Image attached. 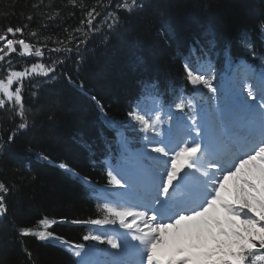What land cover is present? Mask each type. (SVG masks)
<instances>
[{
  "label": "trees",
  "instance_id": "obj_1",
  "mask_svg": "<svg viewBox=\"0 0 264 264\" xmlns=\"http://www.w3.org/2000/svg\"><path fill=\"white\" fill-rule=\"evenodd\" d=\"M108 3L77 0L74 7L70 0H0V34L7 26L28 25L23 36L17 34L16 38L36 46L47 44L44 57L11 54L13 70L50 63L57 56L64 60L54 79L37 75L24 81L29 127L18 131L11 142L8 135L19 118L8 108L0 109V182L10 188L7 213L0 219V264H78L79 258L55 241L21 237L18 228L40 230L38 222L44 217L71 221L103 215L92 189L81 178L88 177L95 186L107 185L102 160L120 129L127 145L137 144L138 135L127 114L141 82L157 79L158 94L166 96L185 80L182 62L193 48L197 49L194 62L198 64L203 45L202 59L215 67L226 58L225 49L231 56L246 52L241 44L244 35L254 41L256 51L264 49L258 31L264 23V0H143L140 10L119 11L113 29L104 27L98 16L100 30L89 34L79 52L73 50L65 56L48 51L60 47L54 43L57 39L68 43L66 37L75 34L73 30L88 8ZM115 3L112 0L113 7ZM97 10L103 15L100 7ZM51 15L56 18L49 20ZM32 31L37 33L35 37L30 35ZM212 39L215 48L209 50ZM5 77L6 64L0 62V79ZM107 120L119 122L118 128L109 127ZM60 163L78 175L59 168ZM95 227L58 223L50 230L86 246L89 242L83 236L93 233Z\"/></svg>",
  "mask_w": 264,
  "mask_h": 264
},
{
  "label": "snow or ice",
  "instance_id": "obj_2",
  "mask_svg": "<svg viewBox=\"0 0 264 264\" xmlns=\"http://www.w3.org/2000/svg\"><path fill=\"white\" fill-rule=\"evenodd\" d=\"M70 3L75 7L77 0H70ZM97 7L103 10V15ZM143 7V0H116L114 7L109 0L108 4L92 6L85 12L80 26L73 30L75 34L69 33L66 37L68 43L57 39L54 43L60 47L48 51L65 56L73 50L79 52L80 45L87 44L89 34L100 30L97 28L98 16L104 27L113 29L118 23L119 11L133 13ZM55 18V15L48 17L49 20ZM27 19L31 21L32 16ZM27 27L7 26L0 34V62L6 64V78L0 79V109L8 108L19 118L8 135V142L18 131L29 127L24 81L37 75L54 79L57 67L64 63L57 56L50 58V63H31L23 70H13L10 58L13 53L21 57L45 56L47 44L36 46L23 38H16L17 34L23 36ZM258 31L264 39V23L258 26ZM30 35L35 37L37 33L32 31ZM241 44L250 57L257 58L254 41L244 35ZM208 45L209 50L214 49L215 40H209ZM199 51L201 57L198 59H202L203 45ZM196 55L197 49L193 48L186 58V78L194 86L203 85L214 94L211 97L214 99L218 89L213 81L217 76L211 71L210 64L201 62L197 68L193 61ZM225 56L230 58L229 49H225ZM261 63L264 64V59ZM244 69L245 72L251 70L247 65ZM260 84L259 94L253 85H246L247 97L241 98L237 118L226 119L222 115L215 117L205 113L199 122L193 119L188 131L191 143L188 139L177 140L171 130L165 139L156 141L150 138L149 134L164 136L162 110L158 106L150 108L138 103L127 115L144 133L149 150L157 154L148 157L155 162V171L150 188L137 197L139 202H128L123 193L98 190L88 177H82L83 183L96 195L97 209L103 214L100 218L68 221L66 218L44 217L38 222L40 230L19 227L18 235L55 241L79 258L78 264H101L92 259L101 250L87 249L85 244L70 242L50 229L58 223L98 227L118 224L124 230L123 234L89 232L83 236L84 241H95L116 250L109 254L116 258L103 264H264V75ZM149 87L155 97V86ZM258 96L260 103L257 105ZM248 100L253 103L248 104ZM174 106L179 112L193 108L191 101L186 102L182 97ZM167 119L171 122L173 117L169 115ZM106 123L112 128H118L119 124L114 120ZM58 166L78 175L66 163ZM106 175L107 184L112 188L133 187V171L109 167ZM9 192V186L0 182V216L7 213L6 196ZM23 251L31 258L28 249ZM129 255L133 259L122 258Z\"/></svg>",
  "mask_w": 264,
  "mask_h": 264
},
{
  "label": "rangeland",
  "instance_id": "obj_3",
  "mask_svg": "<svg viewBox=\"0 0 264 264\" xmlns=\"http://www.w3.org/2000/svg\"><path fill=\"white\" fill-rule=\"evenodd\" d=\"M227 84H229L234 90H236V88L232 85V78H229V79H227L226 81H225ZM201 86V85H200ZM14 87H15V85H14ZM253 87H254V91L255 90H257V88L255 87V85H253ZM260 89H261V87H260ZM238 91L240 92V93H245L244 92V87H242V85L238 88ZM257 102V101H256ZM258 104L260 103V102H257ZM145 153L147 154V156L149 157V156H152V157H155L157 154H155V153H152L150 150H149V147L147 146V148H146V151H145ZM153 154H155V155H153ZM163 159V158H162ZM109 253H112V252H109ZM110 258H111V260H113V259H115V257L114 256H110ZM122 258H127V259H131L129 256L128 257H122ZM99 262H101V261H99ZM101 264H103L102 262H101Z\"/></svg>",
  "mask_w": 264,
  "mask_h": 264
}]
</instances>
